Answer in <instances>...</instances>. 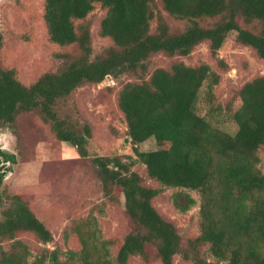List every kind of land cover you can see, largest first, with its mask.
<instances>
[{
	"label": "trees",
	"instance_id": "1",
	"mask_svg": "<svg viewBox=\"0 0 264 264\" xmlns=\"http://www.w3.org/2000/svg\"><path fill=\"white\" fill-rule=\"evenodd\" d=\"M48 41L60 49V66L24 85L13 68L0 65V127L15 129L33 114L55 141L72 146L94 170L106 205H118L130 220L120 238H104L98 215L71 218L62 246L17 193L1 188L13 156L0 151V264H264V75L252 77L222 103L213 95L219 74L204 62L172 61L154 66L152 57H188L206 44L215 67L225 71L219 50L233 33L236 46L264 62V0H41ZM98 6L97 35L108 43L92 47L87 16ZM154 24V25H152ZM1 45V43H0ZM107 77L119 82L115 104L132 150L90 156L92 126L68 106L72 94ZM133 81H130V80ZM205 86L203 115L197 104ZM229 123L234 132L223 129ZM152 138L153 150L137 146ZM143 166L146 185L136 165ZM166 188L179 213L198 206V233L183 240L172 221L153 205ZM197 195V200L192 196ZM30 234L33 249L18 239ZM5 243V246L3 245Z\"/></svg>",
	"mask_w": 264,
	"mask_h": 264
},
{
	"label": "rangeland",
	"instance_id": "2",
	"mask_svg": "<svg viewBox=\"0 0 264 264\" xmlns=\"http://www.w3.org/2000/svg\"><path fill=\"white\" fill-rule=\"evenodd\" d=\"M41 13V0H0V65L13 68L24 85L32 83L41 73L53 71L60 66L57 57L60 49L48 41ZM101 15L102 10L95 6L87 16L95 52L108 43L96 33ZM233 39L234 34L231 33L219 50V58L227 65L225 71L215 67L205 43L197 46L188 57L168 59L156 54L152 57V63L158 67L167 66L172 61H182L187 65L200 62L208 64L220 76L218 84L213 88V95L223 103L233 88L252 77L264 75V62L258 60L249 48L236 46ZM118 87L119 82L109 77L100 84L77 89L68 101L71 113L86 119L92 126V138L88 145L90 156H118L124 160L125 156L132 154L129 140L125 136L123 116L115 104ZM200 90L197 112L203 115L206 110L203 100L205 86ZM222 127L230 133L235 130L229 123ZM154 147V141L150 138L138 145L137 149L150 151ZM0 151L14 158L12 164L6 163L9 170L1 188L17 193L51 231L53 241L48 248L62 246L61 232L71 218L83 217L89 212L98 215L95 206H105V203L101 204L104 201L101 200L89 161L79 159L69 144L55 141L48 126L33 114L20 115L12 131L0 127ZM261 165L264 169V149L261 151ZM134 170L146 185L156 186L153 181L145 178L142 165L137 164ZM172 192L173 189L166 188L153 205L162 217L175 224L184 240L198 233V206L195 205L185 213L175 211L170 203ZM192 196L197 200L195 193L192 192ZM118 200V205H106L103 216L99 218L104 238H120L123 231L129 228L130 220L123 213L120 195ZM17 237L31 249L37 245L28 233H19ZM130 264L159 263H144L134 258ZM173 264L189 263L176 257Z\"/></svg>",
	"mask_w": 264,
	"mask_h": 264
},
{
	"label": "water",
	"instance_id": "3",
	"mask_svg": "<svg viewBox=\"0 0 264 264\" xmlns=\"http://www.w3.org/2000/svg\"><path fill=\"white\" fill-rule=\"evenodd\" d=\"M107 79H109V77H107ZM125 141H128L127 139H125Z\"/></svg>",
	"mask_w": 264,
	"mask_h": 264
}]
</instances>
